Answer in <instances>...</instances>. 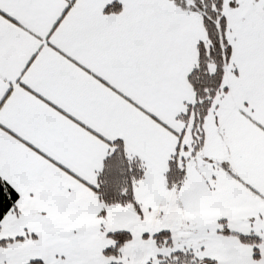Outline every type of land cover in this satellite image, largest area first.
Masks as SVG:
<instances>
[{
    "label": "snow or ice",
    "instance_id": "snow-or-ice-1",
    "mask_svg": "<svg viewBox=\"0 0 264 264\" xmlns=\"http://www.w3.org/2000/svg\"><path fill=\"white\" fill-rule=\"evenodd\" d=\"M0 264H264V0H0Z\"/></svg>",
    "mask_w": 264,
    "mask_h": 264
}]
</instances>
